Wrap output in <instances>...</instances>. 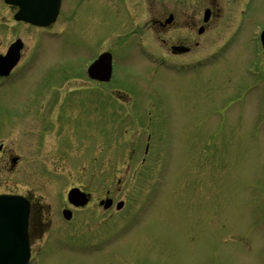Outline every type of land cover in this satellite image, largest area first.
<instances>
[{
  "label": "rangeland",
  "instance_id": "374dc122",
  "mask_svg": "<svg viewBox=\"0 0 264 264\" xmlns=\"http://www.w3.org/2000/svg\"><path fill=\"white\" fill-rule=\"evenodd\" d=\"M107 4L100 0V7ZM14 11L0 0V52L15 37L28 47L37 29L13 19ZM254 13L260 18L255 21L264 20L262 10ZM232 15L223 12V21L205 34L208 58L199 73L126 56L115 61L108 84L78 75L59 81L60 74L52 73L71 60L58 56L65 52L58 38L44 35L26 74L23 49L13 84L0 88V119L8 120L0 122L8 123L0 143L10 153L0 154V192L27 193L41 206V264H264V111L254 112L262 86L245 108L233 101V90L238 100L251 92L240 83L246 80L252 23L228 45ZM218 45L224 57L215 60ZM238 45L246 56L235 58ZM35 69L43 70L36 76ZM57 82L64 97L44 131L39 120L14 119L19 114L6 110L24 104L25 90ZM86 118L92 134L81 137L78 126ZM11 154L19 156L12 170ZM69 185L85 187L91 198L66 222L58 208ZM105 196L124 206L104 210L98 201Z\"/></svg>",
  "mask_w": 264,
  "mask_h": 264
},
{
  "label": "flooded vegetation",
  "instance_id": "af4514ba",
  "mask_svg": "<svg viewBox=\"0 0 264 264\" xmlns=\"http://www.w3.org/2000/svg\"><path fill=\"white\" fill-rule=\"evenodd\" d=\"M106 2L109 4L102 8L100 0H60L53 23L47 27L32 26L45 31L48 36L58 38L62 43V47L60 44L59 46L65 50L64 53H58V56L71 60V64L67 67L53 72L52 78L60 74V81V78L63 79L68 75H78L92 83L86 75L85 61L92 60L102 51H110L113 59L127 56L134 60V58L142 57L152 60L156 67L163 66L183 72L190 69L197 73L205 59L203 43L205 34L212 25H218L223 21L222 13L227 11L228 14L233 13L229 22L232 35L228 39V45H233L244 27L252 23V29L247 38L251 51L245 66L251 65L252 57H258V60L252 70L255 72L254 76L247 74L245 67L243 72L247 82L250 81L248 76H251L258 82L257 86H262L261 92L255 96V102L257 105H264V50L259 42V33L264 29V20L255 21L260 18H256L254 13L262 10L261 18H264V0H114L112 3L106 0ZM88 6L93 9H87ZM95 17L97 20H94ZM228 18L230 17L224 19ZM24 24L30 26L28 23L24 22ZM54 26H56L55 29ZM254 27H257V35L253 34ZM56 39L55 46L59 43ZM27 44V40H24V74L28 66L36 64L38 55L41 53V51H29ZM124 44L129 48L128 51L120 48ZM77 45H82L84 51H75ZM43 46L44 44H40L41 49ZM245 50L244 46L238 45L237 52L234 53L235 58L246 56ZM221 54L224 55V52H221V45H218L212 55L215 60H218ZM73 62L80 68L75 67ZM61 66H66V63ZM35 71L38 72L36 76L41 72L35 69L33 74ZM47 72L49 71L45 70V74ZM43 77L42 73L40 79ZM61 86L62 84L57 82L55 85H42L25 90L24 97L29 93L30 98L24 99V119L31 117L39 120L41 129L44 131L51 123L53 110L61 104V97H64V94L60 92ZM250 95L252 94L247 95L246 102L249 97L251 100L254 99V96ZM233 96H235V90H233ZM7 124H0V134ZM91 126V122L86 118L79 124L77 133L81 137L91 136ZM62 133L68 134V128ZM39 138L41 141L44 139L42 136ZM35 150L39 152L40 149L37 147ZM1 153H6L7 157L10 154L8 149L4 151L0 148ZM8 164L9 168L13 169L17 163L9 161ZM32 212L34 216L31 214L29 220L31 244L39 236L37 227L42 224L39 211Z\"/></svg>",
  "mask_w": 264,
  "mask_h": 264
},
{
  "label": "water",
  "instance_id": "95a60500",
  "mask_svg": "<svg viewBox=\"0 0 264 264\" xmlns=\"http://www.w3.org/2000/svg\"><path fill=\"white\" fill-rule=\"evenodd\" d=\"M16 4L19 10L14 15L16 19L26 18L33 23L44 24L41 11L37 7L27 5L24 0H5ZM47 11V10H46ZM53 14V9L47 11ZM46 12V13H47ZM19 45L12 44L5 57L0 61V73L7 71L14 65L19 56ZM2 67V68H1ZM91 75L101 79L108 78V66L105 58H100L92 65ZM69 200L74 204H83L86 196L77 188H72L68 194ZM110 200H106L105 206ZM28 212L27 201L16 195H0V264H26L28 258V246L26 236V219ZM68 216L67 213H65Z\"/></svg>",
  "mask_w": 264,
  "mask_h": 264
}]
</instances>
